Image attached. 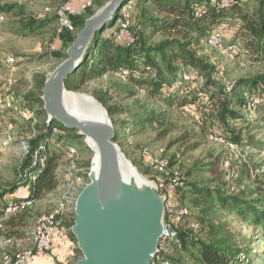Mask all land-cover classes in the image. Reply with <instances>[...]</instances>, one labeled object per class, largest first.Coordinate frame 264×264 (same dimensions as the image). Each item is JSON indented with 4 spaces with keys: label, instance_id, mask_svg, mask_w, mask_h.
<instances>
[{
    "label": "rangeland",
    "instance_id": "rangeland-1",
    "mask_svg": "<svg viewBox=\"0 0 264 264\" xmlns=\"http://www.w3.org/2000/svg\"><path fill=\"white\" fill-rule=\"evenodd\" d=\"M85 0H0V7L13 5L16 10L5 14V20L0 23V190L11 186L16 180L23 162L25 150L23 143L34 138L32 125L23 118L19 109L29 108L33 112L40 108L34 98L41 96L42 79L51 76L65 61L57 59L50 51L49 45L57 39V22L54 26L43 29L38 34L25 36L23 34L22 17L16 16L18 11L37 20L53 18L56 10L64 3H71L74 8ZM103 6L110 0H101ZM50 12H46V9ZM95 5L96 12L99 10ZM95 12V13H96ZM163 16L162 14H158ZM164 17V16H163ZM136 30H139L135 26ZM147 29V28H146ZM143 28L144 37H149L151 45H159L169 37L168 31L152 34L151 29ZM141 30V27H140ZM75 31L73 34H77ZM225 34V33H224ZM183 37L189 42L191 34ZM194 39V38H193ZM192 48L197 56L215 67L214 77L223 84H233L242 78L264 76V63H256L231 47L224 49L208 48L204 42L192 40ZM240 49V47H239ZM9 59H14L13 65ZM45 80V81H46ZM67 90V89H66ZM43 95V94H42ZM69 107L79 115L99 118L106 117L107 107L99 98L106 99L108 106L123 110L124 114L109 116L108 121L118 132V145L132 162L138 172L147 180L154 182L160 173L154 169L145 157L148 151L152 155L168 161V176L178 173L183 178L184 186L210 187L223 196L238 197L242 200H256L260 197L258 180L264 170V116L261 113H245L246 119L259 125L252 133L256 144L253 148H230L227 142L216 131L211 114L202 113L201 103L197 105L172 106L161 97L151 98L140 92L134 86L124 82L119 74L111 73L101 78L89 81L80 90H67ZM42 97V96H41ZM12 105V106H11ZM203 105V104H202ZM39 127L45 116L41 115ZM14 125L8 132L11 142L4 145L8 125ZM215 135L218 141H212L210 135ZM246 137V136H245ZM223 139V140H222ZM79 155L74 164L65 157V164L59 169V187L48 194L43 200L19 217L14 218L6 228L13 234V242L5 244L0 240V264L5 253L17 255L31 248V231L37 218L44 213L55 210L65 199L73 194L77 201L79 195L90 183L89 175L92 169L94 152L87 140L79 139L73 143ZM52 147H56L55 144ZM229 160L236 170L237 177L226 181L221 169L222 161ZM86 167V168H85ZM82 169L87 171L84 185H73L68 173L74 175ZM11 194L12 192H8ZM161 193V192H160ZM162 195V194H161ZM189 204L194 208L190 211L205 220L198 229L192 227L193 234H199L206 242L226 246L235 251L250 254L251 264H264V230L254 226L251 219L244 221L236 212L227 211L213 202L197 201V197L186 195ZM69 208L65 216V237L54 245L52 251L42 255L43 264H74L83 258L82 252H77L78 244L71 235L69 227L75 223V206ZM197 203V204H195ZM203 209L208 210L204 214ZM4 237L0 235V239ZM5 238V237H4ZM71 247L70 256H61L59 248ZM64 248V249H65ZM60 257V258H59Z\"/></svg>",
    "mask_w": 264,
    "mask_h": 264
},
{
    "label": "trees",
    "instance_id": "trees-1",
    "mask_svg": "<svg viewBox=\"0 0 264 264\" xmlns=\"http://www.w3.org/2000/svg\"><path fill=\"white\" fill-rule=\"evenodd\" d=\"M129 2H133L132 32L136 38L135 44H124L115 40L112 34H104L107 29L116 25L118 14L115 15L102 30L96 32L79 69L65 82V88L80 90L91 80L111 73L119 74L124 82L140 92L151 98L161 97L172 106H184L187 103L197 105L203 102L200 110L202 113L211 114L209 116H212L213 125L220 134L218 136L238 147L256 146L252 133L259 129V125L251 123L244 114L259 112L264 116V76L242 78L235 82L232 90L228 92L227 84L220 83L214 77L215 67L197 56L192 48V40L205 43L212 33L220 31L227 47H240L239 50L245 57L256 63H264V0H229L228 4H223L222 0ZM95 5L101 8L103 3L101 0H94L85 15L73 18L77 31L83 29L85 21L95 14ZM16 8L13 5L0 7V15L5 17L6 13H12ZM16 16H23L25 36L38 34L57 22L56 16L43 20L27 17L21 9ZM135 26L139 30H136ZM143 28L151 29V35L166 30L169 37L159 45H151L149 37L143 35ZM187 34L192 36L189 42L185 37L181 39L177 36ZM75 36L69 32L62 35L64 50L53 53L57 59H67L66 50L75 40ZM123 72H127V76H123ZM184 74L192 75L191 83L184 81ZM45 80H41L40 88L44 86ZM172 86H175V89H172ZM41 96L34 98L40 109L33 112V118L37 120L33 127L34 138L29 141L30 152L21 165V171L28 170L33 176L27 195L36 202L58 189V173L65 163L68 147L75 146L74 141L85 138L77 130L67 128L55 119L50 120ZM254 98H260L262 102L251 108ZM99 101L107 107L109 116L124 114L123 110L108 106L106 99L99 98ZM41 115L45 116V120L39 127L38 118ZM28 122L32 123V120ZM54 130L57 132L54 133ZM117 135L118 132H115V141H118ZM53 144L56 147H52ZM35 153H38L37 160L34 158ZM260 174L261 179L257 181L260 185V197L256 200L246 201L238 197L223 196L210 187L193 186L184 193L187 185L179 189L173 199L175 208L189 211L194 209L187 200V194L197 197L196 202H213L216 199V204L221 209L236 212L244 221L251 219L254 226L264 230V170ZM22 184V180L17 176L11 186L1 191L0 197ZM202 212L208 214L207 209ZM196 220L201 225L205 223L203 218L197 215L194 217L190 213L183 217L182 222L174 224L172 230L181 247L172 243L152 261L159 260L161 264H251L252 252L244 255V252L206 242L199 234H193L192 225ZM73 225L69 227L70 235L77 242L71 230ZM6 237L14 238L9 232ZM77 252L81 251L78 249Z\"/></svg>",
    "mask_w": 264,
    "mask_h": 264
},
{
    "label": "water",
    "instance_id": "water-1",
    "mask_svg": "<svg viewBox=\"0 0 264 264\" xmlns=\"http://www.w3.org/2000/svg\"><path fill=\"white\" fill-rule=\"evenodd\" d=\"M127 2L110 0L85 21L66 50L67 59L47 78L42 89L49 119L77 130L95 148L90 183L75 206L71 230L83 258L74 264H151L164 233L166 198L154 182L138 172L115 141L107 110L105 119L79 115L69 107L65 88L96 32ZM96 161L98 173L94 169Z\"/></svg>",
    "mask_w": 264,
    "mask_h": 264
},
{
    "label": "built area",
    "instance_id": "built-area-1",
    "mask_svg": "<svg viewBox=\"0 0 264 264\" xmlns=\"http://www.w3.org/2000/svg\"><path fill=\"white\" fill-rule=\"evenodd\" d=\"M93 2L94 0H85L84 2L79 4L77 8H74L71 3H65L56 10L55 16L57 19L58 27L57 39L54 43L49 45L51 52H59L64 50V40L62 38V35L66 32L74 33L76 31L73 23V18L85 15L86 11L90 7H92ZM222 3L228 4L229 0H222ZM132 4L133 2H127L122 5L118 13V20L116 25L113 28L107 29L104 33L105 35L112 34L115 40L128 45H133L136 41V38L132 32L134 18L132 12ZM50 11L51 10L49 8L46 9V12ZM196 16H198V13H196ZM4 20L5 17L3 15H0V23H2ZM205 45L208 48L212 49H224L226 45L222 32L215 31L214 33H212L205 42ZM231 48L239 51V47L237 46H233ZM14 62V59H9V63L11 65H13ZM122 74L123 76H127L128 73L123 72ZM183 78L187 83L192 82V75L190 74H184ZM233 84H227L226 90L228 92L232 90ZM172 89H175V86H172ZM261 102L262 100L260 98H254L250 107L253 108ZM12 108H14L15 111L19 112V114H21L26 120H32V125H36L37 120L36 118H33L34 114L31 109H19L18 107ZM13 129L14 125L10 123L8 125V131L4 135V145H7L9 142H11L12 139L10 135H8V132L13 131ZM56 132L57 130H54V133ZM210 139L212 141H218V139L213 134L210 135ZM29 141L23 143V149L25 150L24 157H26L30 152ZM225 144L230 148L238 147L228 142H225ZM78 155L79 152L75 146L68 147L66 151V158L69 162V165L76 162L75 160ZM145 157L150 165L160 173L161 177L157 176L154 180V183L159 188L161 194L166 198L164 233L159 242V253L161 251H166L172 243L177 244V246L180 248L181 244L176 239V236L172 229L174 227V224L182 222L183 217L189 215L190 211L188 209H176L173 199L177 195L178 190L184 187L183 178L180 177L178 173H174V175L169 178L163 177V174L168 176V161L158 158L148 151L145 152ZM34 158L36 160L38 159V153L34 154ZM221 169L224 172L226 181H233L237 177L236 170L233 168L232 163L229 160L222 161ZM68 175L72 180L73 185H84L87 171H85V169H82L80 173L78 172V174L74 175V172L70 170ZM18 176L22 180L23 184L14 189L11 194L6 193L4 196L0 197V235H3L5 237H2V239L0 240H2L5 244H11L13 242V239L6 237L7 232L5 230L8 227L7 223L16 217H19L23 213L29 211L36 204V201L29 198L27 195L29 193L28 189L33 178L32 174L28 170H23L19 172ZM75 201L76 200L73 194L69 199H65L64 201H62L55 210L41 214L37 218L35 225L33 226L31 231V248L26 249L25 251H22L14 256L9 253H5L2 256V264H31V262L36 257L47 255L48 253H50L55 245L56 238L62 239L63 237H65L64 218L66 216V212H68L69 208L74 205ZM192 226L193 228L198 229L199 227H201V224L196 220L194 221ZM158 255L156 257H158ZM151 264H161V262L159 260H156L154 262L152 261Z\"/></svg>",
    "mask_w": 264,
    "mask_h": 264
},
{
    "label": "crops",
    "instance_id": "crops-1",
    "mask_svg": "<svg viewBox=\"0 0 264 264\" xmlns=\"http://www.w3.org/2000/svg\"><path fill=\"white\" fill-rule=\"evenodd\" d=\"M31 124V123H30ZM64 239V237L62 238V239H60V238H56V242H55V245L57 244V243H60L62 240ZM69 247L68 248H59L58 250H57V252L59 253V254H61V256H65V257H67V256H70V254H71V252H72V250H71V247H70V245H68ZM60 258V257H59ZM31 264H43L42 263V257H36L32 262H31Z\"/></svg>",
    "mask_w": 264,
    "mask_h": 264
},
{
    "label": "bare ground",
    "instance_id": "bare-ground-1",
    "mask_svg": "<svg viewBox=\"0 0 264 264\" xmlns=\"http://www.w3.org/2000/svg\"><path fill=\"white\" fill-rule=\"evenodd\" d=\"M99 118H103V119H105V116H101V117H99ZM89 144L92 146V148H94V145H92V143L89 142ZM94 149H95V148H94ZM94 169L96 170V173H98V172L100 171L99 168H98V166H97V161H96V164H95ZM140 176H141V175H140Z\"/></svg>",
    "mask_w": 264,
    "mask_h": 264
}]
</instances>
